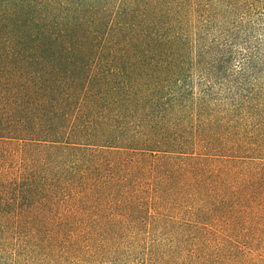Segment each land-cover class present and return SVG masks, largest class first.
Masks as SVG:
<instances>
[{
  "label": "trees",
  "instance_id": "obj_1",
  "mask_svg": "<svg viewBox=\"0 0 264 264\" xmlns=\"http://www.w3.org/2000/svg\"><path fill=\"white\" fill-rule=\"evenodd\" d=\"M149 237L264 241V0H0V264Z\"/></svg>",
  "mask_w": 264,
  "mask_h": 264
},
{
  "label": "rangeland",
  "instance_id": "obj_2",
  "mask_svg": "<svg viewBox=\"0 0 264 264\" xmlns=\"http://www.w3.org/2000/svg\"><path fill=\"white\" fill-rule=\"evenodd\" d=\"M153 240L154 238L152 237H149L144 241L141 240L134 250L131 249V247L128 249H124L126 251L132 250L131 253L128 252L127 254H125L126 257L120 258L119 261L113 259V261L115 263L118 261L119 264H143L147 252L146 248L148 245H150V243H152ZM236 243L241 244L242 242L239 241ZM253 243L254 248L250 250L252 251L251 253H247L245 251L240 252L239 250H236L238 258H236L235 260L237 264H251L250 262L255 264H264V241L254 240ZM239 244L235 246H239ZM203 248V246H198L196 250L191 251L190 242H187L185 247L181 244H177L175 248H173V253L170 250L166 253L167 257H165L162 264H224V260L227 258V256L231 255L233 258H235L232 254H220L219 256H216V261L207 262L197 256ZM210 249L212 250L211 247ZM142 258L144 259L142 260ZM98 264H103V262ZM104 264H106V261H104Z\"/></svg>",
  "mask_w": 264,
  "mask_h": 264
}]
</instances>
